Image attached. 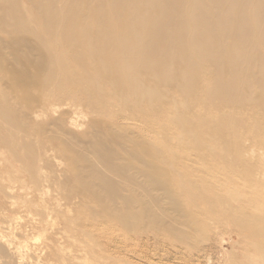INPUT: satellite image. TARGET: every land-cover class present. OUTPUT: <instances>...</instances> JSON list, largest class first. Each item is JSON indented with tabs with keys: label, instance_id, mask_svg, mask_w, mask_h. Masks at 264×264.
Segmentation results:
<instances>
[{
	"label": "bare ground",
	"instance_id": "1",
	"mask_svg": "<svg viewBox=\"0 0 264 264\" xmlns=\"http://www.w3.org/2000/svg\"><path fill=\"white\" fill-rule=\"evenodd\" d=\"M0 34L10 39V52L6 45L3 52L14 67L23 66L12 70L5 59L9 72L6 61L0 64L10 86H18L0 90V155L13 162L0 169V210L10 217L5 224L18 221L17 197L30 216L17 235H7L0 221V253L19 260L5 264H130L119 255L137 254L150 234L153 240L186 226L173 228L172 213L182 209L177 194L190 207L179 210L178 221L199 206L217 223L225 216L255 248L248 264H264V207L255 202L264 193V161L258 156L254 172L251 166L255 149H264V0H0ZM61 107L93 116L87 126L93 132L83 130L92 136L83 141L86 148L69 141L71 131L69 137L52 132L70 115L53 119ZM148 130L161 138L151 139ZM36 132L43 136L40 147L31 141ZM46 148L66 163L62 174L50 168ZM193 163H199L195 169ZM250 170L263 190L255 195L258 188L244 177L258 213L250 206L252 192L245 198L240 189L226 190L243 209L240 201L251 197L246 210L253 207L254 214L237 207L248 214L243 217L215 189ZM199 184H209L215 196ZM55 192L59 200L46 205L44 195ZM191 212L184 215L188 221L198 217ZM201 218L189 222L198 227ZM26 228L41 240L27 257L29 247L15 240ZM198 229L182 237L171 232L183 243L196 230L203 237L205 227Z\"/></svg>",
	"mask_w": 264,
	"mask_h": 264
},
{
	"label": "rangeland",
	"instance_id": "2",
	"mask_svg": "<svg viewBox=\"0 0 264 264\" xmlns=\"http://www.w3.org/2000/svg\"><path fill=\"white\" fill-rule=\"evenodd\" d=\"M3 35V36H2ZM0 34V40H1V42L3 41V43H2V45H0V46H2L3 47V45H6L7 46V41H8V44H9V41H10V39L8 38V36H6V35H4V34ZM4 36H5V38H4ZM9 39V40H8ZM6 42V43H5ZM5 43V44H4ZM6 46H4L5 48H6ZM2 47L0 48V50H1V52H0V54L1 53H4L5 52V50H4V47H3V50H2ZM6 50L8 51V52H10V48H8V46H7V48H6ZM4 51V52H3ZM6 51V53H4V55L2 56V57H4L3 59H4V61L2 60L1 62H0V64L1 63H3L4 64V62L6 61V60H11L12 58H9V57H12V55L10 54V53H8ZM11 55V56H7V55ZM5 55H6V58H5ZM9 58V59H8ZM6 59V60H5ZM13 60V59H12ZM9 61V62H13L12 63V65H13V68L11 67V69L13 70L14 68H15V70H18L17 68L19 67V69H20V66H21V64L20 63H18V67H14V64H16V63H14L15 61ZM7 63V64H6ZM3 64H1V65H3ZM0 65V66H1ZM5 65H6V70H8V68L10 67H7L8 66V61H6L5 62ZM5 65L4 66H1L0 67V69H1V71H2V73H3V71H4V69H5ZM9 65H10V63H9ZM11 65V66H12ZM3 67H4V69H3ZM22 67L23 66H21V70H22ZM5 70V71H6ZM4 71V72H5ZM9 72L11 71L10 70V68H9V70H8ZM20 71V70H19ZM18 71V72H19ZM7 72V71H6ZM6 72L4 73V74H2V73H0V76H2V77H4L5 75H6ZM4 75V76H3ZM7 76V75H6ZM6 76H5V81H6ZM2 77H0V80L2 79H4V78H2ZM7 78H8V80L9 81H7L6 82V84H5V82H4V80L3 81H1L2 82V84L0 83V90H5V91H7L8 93L10 92V90L12 91V90H14L15 88H16V86L17 85H15V83L13 82V85L14 86H10V85H12V80H10L9 78V76H7ZM11 82V83H10ZM9 84V85H8ZM12 87H13V89H12ZM15 87V88H14ZM18 87V86H17ZM2 88V89H1ZM9 88H11V89H9ZM17 89V88H16ZM32 90V89H31ZM31 90H30V92H31ZM3 93H4V91H2ZM0 93H1V91H0ZM11 103H12V105H15V103H17L16 102V100L13 98V100L11 101ZM68 108H69V110H68ZM72 109V110H71ZM65 111H67V112H69L70 113V115H68V116H65L64 117V119H63V121L61 122V123H63V124H56V127L57 128H54V127H52L51 129H52V132L53 133H55V134H58V135H60V133L61 134H63V135H65V136H67V137H69V134L71 133V135L72 136H70L71 138L75 135L76 137L78 136V134H79V139H78V137L76 138L75 136H74V138H70L71 140H69L71 143H72V141L74 142V144H78V145H80L79 147L80 148H84V147H82L85 143L87 144V142H88V140L89 139H91L92 138V136H90V133H85V132H88L89 130H88V128H87V126H88V124H89V121H90V118L93 120V116L91 117V115H89L88 113H86V112H84L83 111V113L80 115V114H77V115H73V113H79L78 111L77 112H75L76 110H74V108L73 107H67V109L65 108V107H61V109H59V111H58V113H56V114H54L53 115V119L55 118V119H58L60 116H63L64 115V112ZM72 111V112H71ZM73 115V116H72ZM80 115V116H79ZM55 116V117H54ZM74 116H76V117H74ZM87 116H89L88 118H85V117H87ZM68 117H69V119H68ZM70 117L72 118L71 120H70ZM86 119H89V120H87L86 121ZM69 120H70V122H69ZM84 120V121H83ZM91 120V121H92ZM46 121H49V120H47V119H45V120H41V127H44V126H46ZM72 121V122H71ZM85 121H86V123H85ZM75 124V125H74ZM79 124H81V126L79 125ZM58 125V126H57ZM60 125H62V126H60ZM71 125H73V126H71ZM84 125V126H83ZM78 128V130H77V128ZM58 128H61V130L59 129L58 130ZM85 128V129H84ZM74 129V130H73ZM81 129V130H80ZM88 130V131H83V130ZM73 130V131H72ZM91 130V129H90ZM151 130H154V132H156L157 133V131L155 130V128L154 129H151ZM151 130H148L149 132H146L145 134L146 135H149V136H151L152 138L151 139H153L154 137H156V138H161V136L159 135H156V133H154V132H152ZM68 131L70 132V133H68ZM74 131H78V132H74ZM89 132H93V131H89ZM74 133V134H73ZM81 133H83L84 134V137L81 135ZM153 133V134H152ZM81 135V136H80ZM88 137V138H86V136ZM74 139V140H73ZM31 141H32V143L36 146V147H40V145L42 144V142L44 141L43 140V136L41 135V134H39V133H35V135L34 136H32V138H31ZM85 143H84V142ZM148 141H151L150 139L148 140ZM145 143V142H144ZM86 144H85V148H86ZM44 151H46V161L47 162H53V167H52V165L50 164V168H54V170H56L57 171V173L56 174H58V173H61V170H64V165L66 166V163L64 164V160H62V158L61 157H59V153L57 152V150H55L54 148L51 150V149H48V148H46V149H43ZM20 153L22 154V152L20 151ZM250 153V152H249ZM249 153H247L248 155H251V153L249 154ZM257 153V154H256ZM257 156H256V155ZM255 155V156H254ZM254 159H255V162L253 163V165H251L252 166V168L254 167V165H256V160H257V162H259V157L258 156H260L261 158H262V160L264 161V149L263 150H257V148L255 149V153H254ZM75 156V155H74ZM3 157H5V161L4 160H2L1 161V165H0V169H1V171H2V165H6V161H9V163H11V164H13V162L11 161V160H9L10 159V155L8 154V153H3V154H1L0 155V158H3ZM257 158V159H256ZM60 159V160H59ZM194 160H192V162L193 161H195V158H193ZM62 160V161H61ZM194 164H199V163H193L192 165L194 166ZM198 166V165H197ZM196 166V167H197ZM64 167V168H63ZM244 167V166H243ZM248 167V166H247ZM247 167H245V168H247ZM49 168V167H48ZM63 168V169H62ZM250 168V167H249ZM16 169V168H15ZM17 169H18V167H17ZM193 169H195V166L193 167ZM248 169V168H247ZM19 170V169H18ZM22 170V169H21ZM53 170V169H52ZM53 170V171H54ZM249 170V169H248ZM254 170H255V168H253L252 169V171L254 172ZM49 171H50V169H49ZM47 173H48V171H46ZM253 172H251V170H250V172L248 171V173H249V175L250 176H248V175H244L243 174V176H242V179H240L239 181L238 180H236V182H234L233 183V185L232 186H229V185H227V186H225V187H223V189L221 190V192H218L219 190H217L216 191V189L219 187H215L214 185H216L217 186V183H214V182H212L213 184L211 185V187H213V188H216L215 189V192H217L216 194H218V196L220 195V197H222V199L224 200V201H228L230 198H228V197H230L228 194H230L231 195V193H232V190L234 189L235 191H240V190H242V192H241V194L243 195V194H245L243 197H245L246 198V196H248V193L250 192V189H252L253 190V188H250L249 186L251 185L249 182H247V180H245L247 177L249 178V181H251V180H255L254 179V177H253V179H252V174H250V173H253ZM18 175L19 173H14V175ZM62 174V173H61ZM254 174V173H253ZM20 175H22V176H24V178H23V180H25V183H24V185L25 186H30L29 185V183L27 182V180H26V178H25V176H26V174L24 173V170L22 171V172H20ZM60 175V174H59ZM244 177H245V179H244ZM251 178V179H250ZM237 181H238V183H237ZM251 182H254V181H251ZM255 182H256V180H255ZM255 182L253 183V187H256V188H258L257 187V185L255 184ZM259 182V181H258ZM257 183V182H256ZM205 185V184H204ZM203 184H201V186H200V184H199V187L205 192V190H206V192H207V194H213L208 188H210V189H213V188H211L210 186H209V184H208V186H207V184H206V186H204ZM256 185V186H255ZM258 185H259V183H258ZM197 186H198V184H197ZM208 187V188H207ZM234 187V188H233ZM249 187V188H248ZM222 188V187H221ZM225 188V189H224ZM227 188V189H226ZM233 188V189H232ZM205 189V190H204ZM231 189V192H228V194L226 193V190L227 191H229ZM240 189V190H239ZM207 190H209L210 192L208 193V191ZM233 190V191H234ZM260 189L258 188L257 190L256 189H254V191H255V195H257V194H259V192H262L263 193V190H261V191H259ZM246 191H247V194H246ZM249 191V192H248ZM254 191H251L249 194V196H251V195H254ZM258 193H257V192ZM245 192V193H244ZM257 193V194H256ZM262 193H260L259 195H261ZM51 194V193H50ZM44 195V198H46L45 199V201L47 202H44V203H46V205H51L53 202V200L52 199H54V198H56L57 200H59V198H60V194L58 193V192H55V193H52L51 195ZM225 195H227L226 196V199H225ZM28 196L29 197H31L32 196V194H31V192H30V190H28ZM177 196V198H175V199H177V203L179 204V203H181V204H179L180 206L182 205V209L185 207V206H187V208H185L184 210H186V209H189L190 207H189V205L186 203V198L184 197V196H181L182 197V199L185 201V203L183 202V200L181 199L180 200V197H179V194H177L176 195ZM213 196H215L214 194H213ZM258 196V195H257ZM261 196H262V198H261ZM261 196H258V199H255V197L256 196H254V197H252V201H253V203H252V201H247V199L249 198H247V199H245V202H243L244 200V198H242V201H240V202H242V204H241V206H243V207H245L246 206V209H247V203H248V206H249V204H251L250 206H252L253 204H255L254 203V200H253V198L255 199V202L258 200H260L259 202H256V205H257V203H258V205L260 206V207H264V193H263V195H261ZM251 197L248 199V200H251ZM257 198V197H256ZM15 199V201L13 202L14 203V206H15V208H18L19 209V211H20V214L21 215H17V217H23L24 218V220L22 221V219H21V221H20V219H18V221H15V222H12V223H9V224H5L6 222H8L9 221V219H10V217L9 216H7L8 215V213L7 212H5V211H2V210H0L1 212H3V214L2 215H6V216H1L0 215V221H2L4 224H3V226L5 227V228H9V230H7L6 231V233H7V235H17V232H18V234H19V232L20 231H24V228H23V226L25 225V223H26V221L30 218V216L29 215H27V214H25L26 212H25V210H24V208L21 206L22 204V201L20 200V199H18L17 197H15L14 198ZM17 199V200H16ZM50 199H51V201H50ZM228 199V200H227ZM233 199V198H232ZM232 199H230L229 200V206L230 207H232V208H234L235 206V208L236 209H234L235 211L237 210V211H240V210H238V209H240V208H242V207H240L239 205H240V203H233L232 202ZM20 200V201H19ZM13 201V200H12ZM181 201V202H180ZM231 201V202H230ZM247 201V202H246ZM52 202V203H51ZM236 202V201H235ZM183 203V204H182ZM230 203H231V205H230ZM21 204V205H20ZM239 204V205H238ZM179 206V207H180ZM184 206V207H183ZM249 206V207H250ZM254 206V205H253ZM259 206L257 207V206H254V208H256V210H257V213H258V211H260L261 209H258L259 208ZM189 207V208H188ZM199 207H203V206H199ZM199 207H197L196 208V210L195 211H193V209L191 208L190 209V212H191V210H192V212H191V216L194 218V216L195 217H197V215H198V217L196 218L197 219V221L201 218V223L200 224H198L199 226V228H200V225H201V228L200 229H202V227L204 226L205 227V229L203 230L202 229V233H204V234H206V235H202V233H201V231H199L200 233L199 234H201V236H203V237H201L200 239H198L197 238V236L199 237V235H198V231L196 230V233L195 234H190V233H192V231L196 228V229H198V227L196 226H194L192 223H195V224H197V222H195V220H191L190 219V217H189V221L191 220V222H189L187 219H185V216L187 215V218H188V216H189V214H190V212H189V210H187L188 212H185L186 214H183V217H182V215H181V217L182 218H184V220H186V221H184V220H182V221H178V220H181L180 218H177V216H179V215H177V214H179L180 212H179V210L180 209H178L177 211H175L176 213H172V214H174L173 216H175V217H173V219L175 220L174 222H175V226H173V228L174 227H177V225H176V223H178L179 225H181V226H183V225H186V226H188V227H186V226H183L182 228H172L173 229V231L171 230V228H170V230L168 229V232H161L160 234H156V238L157 239H155V238H153V240H152V235L150 234L149 236H150V239L149 240H146L145 241V243L144 242H142L141 244H140V247H139V249H138V253L137 254H127V255H124V254H126V253H124V254H120L119 255V257L120 258H122L124 261H126V262H131L130 264H146V262H147V264H248L251 260H255V258L257 257L256 256V252L254 253V251H255V248L253 247V246H251L250 247V245L246 242V240H245V237H241L242 236V234L240 233L239 234V230L234 226L233 227V225L230 223V221L228 220V219H226V217L225 216H223V217H221V214L223 215V212L221 211V212H219L218 213V218H219V216L221 217V218H225L224 219V221L226 220V222H224L223 221V219H219V220H221L222 222H224V223H226V224H224V223H222L221 221H219L218 223L216 222L218 219L216 218V220H213L212 221V219L211 218H215V215L214 216H212V215H209L210 213H206L205 211H204V209H205V207L204 208H202L203 210V212L204 213H206V215L207 216H205V214L204 213H202V211L201 210H199V211H201V212H198V209H199ZM237 207H238V209H237ZM248 207V208H249ZM262 207V208H263ZM181 208V207H180ZM200 208V209H201ZM251 208V207H250ZM254 208L252 207V211L254 210ZM182 209L180 210V211H182ZM194 209H195V207H194ZM246 209H241V210H246ZM264 209V208H263ZM262 209V210H263ZM261 210V211H262ZM197 211V212H196ZM236 211V214H240V213H238ZM243 211V212H244ZM247 211H250V210H246V212ZM252 211H250L251 212V214H254V211L252 212ZM260 211V213H263L264 214V210L261 212ZM25 212V213H24ZM179 212V213H178ZM184 212V211H183ZM241 213H242V216L244 215L243 214V212L242 211H240ZM246 212H244V213H246ZM250 212H248V213H250ZM187 213H189V214H187ZM194 213H195V215H194ZM255 213H256V211H255ZM25 214V215H24ZM185 215V216H184ZM194 215V216H193ZM199 215H200V218H199ZM202 215V216H201ZM246 215H248L247 213H246ZM259 215V214H258ZM257 214H255L254 216H258ZM209 216H211V218L209 217ZM205 217V218H204ZM211 219H209V218ZM244 217V216H243ZM260 217V215L258 216V218ZM262 218L264 217V216H261ZM26 218V219H25ZM199 218V219H198ZM177 220V221H176ZM181 222V223H180ZM183 222V223H182ZM203 222H205V224L203 223ZM215 222L217 223V224H215ZM221 222V223H220ZM191 223V224H190ZM198 223H199V221H198ZM213 223L215 224V225H213ZM229 223H230V225H229ZM15 224V225H14ZM202 224H203V226H202ZM17 225H19V226H17ZM217 225V226H216ZM218 225L220 226L219 228H218ZM224 225H226V226H224ZM17 228H16V227ZM180 226V227H181ZM212 227H215V228H217V230L215 229V228H212ZM16 228V229H15ZM183 228H184V230H183ZM206 228H209V231L207 232V229ZM213 230H216L217 232L215 233L214 232V230L212 231L211 229ZM221 228V229H220ZM226 228H227V230H226ZM27 229V228H26ZM25 229V233L24 234H26V236H24L23 238H15V240L16 241H18V242H22L25 246H28L29 247V249H27V250H23V253H24V255L27 257L28 255H30V254H34V246H36V245H39L40 244V242H41V240H40V238L39 237H37V239L35 238L36 236H37V232H30V234L32 235V236H34L35 234V236H34V238L29 234V230L27 229L26 230ZM175 229H176V231H175ZM179 229V230H178ZM182 229V230H181ZM200 229H198V230H200ZM18 230V231H17ZM181 230V231H180ZM210 230H211V233H210ZM222 230H223V232H222ZM174 234H176V233H178V231L179 232H184V234H186L185 232H190L189 234L191 235V236H189V234H188V236H189V238L190 237H194V235H196V237H192V238H190V240L189 239H187L186 241H184L183 243H177L176 241H178V239H179V236H181V235H184L183 234V232L180 234V233H178V235H175V236H178V237H175V236H172L173 235V233ZM15 232V234H13ZM170 232V233H169ZM193 232H195V231H193ZM213 232V233H212ZM164 235V236H163ZM165 235H167V236H165ZM171 237H170V236ZM215 235V236H214ZM188 236H186V237H188ZM204 236H207L206 238L204 237ZM209 236V237H208ZM214 236V237H213ZM29 237V238H28ZM182 237V236H181ZM172 238H175V239H172ZM203 238V240H201ZM205 238V239H204ZM207 238H209V239H207ZM33 239V240H32ZM195 239H196V242H195ZM207 239V241H205L204 242V240H206ZM34 240H35V242H38V243H34ZM175 240V241H174ZM200 242H199V241ZM31 241V242H30ZM190 241H191V243H190ZM195 243H194V242ZM197 241H198V243H197ZM171 242H174L175 244H173V243H171ZM186 242H188L187 244H186ZM234 242V244H232ZM197 243V244H196ZM238 244V245H236V244ZM147 244V245H146ZM190 244H192L191 246H189ZM194 244V245H193ZM230 245H231V247H230ZM249 245V246H248ZM249 247L251 248V249H249ZM254 251H253V250ZM177 250V251H176ZM253 252V253H252ZM30 253V254H29ZM140 253V254H139ZM139 255V256H138ZM141 255V256H140ZM24 256V260H27V258ZM133 256V257H132ZM143 257V258H142ZM234 258V263H233V260H231V259H233ZM246 258H248V259H246ZM254 258V259H253ZM139 259V260H138ZM13 260V261H12ZM141 260H142V262H141ZM232 262H231V261ZM249 260V261H248ZM0 264H2V263H4V262H7V263H11V262H17V261H19L18 259H16V258H9L8 259V257L6 256V257H4V256H2L1 255V253H0ZM27 261H29V260H27ZM27 261H26V264H27ZM134 261V262H133ZM241 262V263H240ZM245 262V263H244ZM6 263V264H7ZM255 264L257 263V260L254 262ZM5 264V263H4Z\"/></svg>",
	"mask_w": 264,
	"mask_h": 264
}]
</instances>
